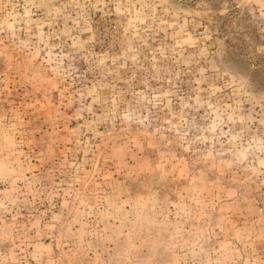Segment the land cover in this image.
Listing matches in <instances>:
<instances>
[{
  "label": "rangeland",
  "instance_id": "374dc122",
  "mask_svg": "<svg viewBox=\"0 0 264 264\" xmlns=\"http://www.w3.org/2000/svg\"><path fill=\"white\" fill-rule=\"evenodd\" d=\"M0 264H264V0H0Z\"/></svg>",
  "mask_w": 264,
  "mask_h": 264
}]
</instances>
